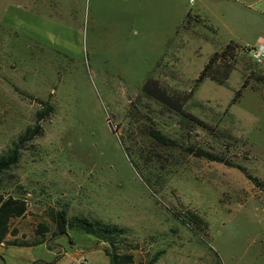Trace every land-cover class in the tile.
Here are the masks:
<instances>
[{
    "label": "rangeland",
    "instance_id": "obj_1",
    "mask_svg": "<svg viewBox=\"0 0 264 264\" xmlns=\"http://www.w3.org/2000/svg\"><path fill=\"white\" fill-rule=\"evenodd\" d=\"M231 41L226 84H197ZM260 44L264 0H0V157L41 101L54 105L0 176V193L27 203L8 239L31 243L44 223L46 242L0 243V264H111L97 237L54 235L61 208L123 227L136 261L264 264V61L250 53ZM149 79L189 94L183 108L205 126L148 96ZM153 128L173 145L150 141Z\"/></svg>",
    "mask_w": 264,
    "mask_h": 264
},
{
    "label": "trees",
    "instance_id": "obj_2",
    "mask_svg": "<svg viewBox=\"0 0 264 264\" xmlns=\"http://www.w3.org/2000/svg\"><path fill=\"white\" fill-rule=\"evenodd\" d=\"M239 48L240 47L237 43L231 41L222 49L216 50L212 53L197 77L196 83L198 84L209 78L220 85H225L235 68V57ZM245 86L246 84L244 82L242 86L235 91V94L230 102V106L235 104L241 97ZM143 91L148 96L161 102L166 107L179 112L184 117H187L190 121H194V123H197L200 126H205V123L201 119L184 110L183 106L189 99V94L171 93L168 91L167 87L160 83L159 80L154 79H149L144 84ZM41 102L45 104V108L37 112V123L27 127L26 130L19 135L18 139L8 150L6 155L0 157V176L3 173L8 172L18 162L20 149L23 144L34 139L35 136L42 132L43 129L40 121L46 115H49L54 111V105H52L49 101ZM147 136L150 141L154 140L164 145H173L174 143L172 139L163 135L159 130L154 128L149 130V134ZM190 150L192 151L193 148H190ZM195 154L199 157H205L210 160L225 162L228 165H232V163L227 161L223 156L201 148L196 150ZM138 155L146 160L145 164L146 167H148L150 154L141 152ZM238 167L243 170L249 178H251L250 173H248L244 167ZM149 173L155 174L152 171ZM26 211L27 203L23 198L15 197L11 194L4 195L0 193V243L5 242V245L11 246H33L46 242L45 232L48 231V227L44 223H41L39 229L37 230L39 237L34 239L31 243L21 241L19 239H8L10 234H15L13 233L11 227L13 219L22 217ZM52 219L55 224L54 235L67 234L68 230L75 229L97 237L99 242H104L106 244L105 252L109 256L111 264H155L158 260V254H156L147 262L142 260L136 261L133 253L127 251L124 247L128 244L125 229L117 224L104 223L78 215L69 217L64 208L53 210ZM185 219L188 222H191V224H193L197 229H199V224L204 222L202 217L196 213H190V215H188L187 218L185 217Z\"/></svg>",
    "mask_w": 264,
    "mask_h": 264
},
{
    "label": "built area",
    "instance_id": "obj_3",
    "mask_svg": "<svg viewBox=\"0 0 264 264\" xmlns=\"http://www.w3.org/2000/svg\"><path fill=\"white\" fill-rule=\"evenodd\" d=\"M190 1L192 2L193 0H190ZM250 53L252 54V57L255 62L263 63L264 61V45L263 44H260L257 47H252L250 49Z\"/></svg>",
    "mask_w": 264,
    "mask_h": 264
},
{
    "label": "crops",
    "instance_id": "obj_4",
    "mask_svg": "<svg viewBox=\"0 0 264 264\" xmlns=\"http://www.w3.org/2000/svg\"><path fill=\"white\" fill-rule=\"evenodd\" d=\"M1 244H3V243H1Z\"/></svg>",
    "mask_w": 264,
    "mask_h": 264
}]
</instances>
